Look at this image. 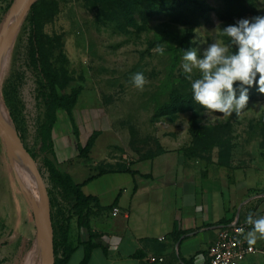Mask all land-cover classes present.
Here are the masks:
<instances>
[{"label":"rangeland","instance_id":"rangeland-1","mask_svg":"<svg viewBox=\"0 0 264 264\" xmlns=\"http://www.w3.org/2000/svg\"><path fill=\"white\" fill-rule=\"evenodd\" d=\"M0 1L1 32L16 0ZM192 1L203 4L209 11L207 19L184 21L193 25L189 27L174 23L177 21L171 20L169 13L158 12L142 19L138 9L147 11L146 0H35L31 8L36 7L37 22L32 23V12L28 11L16 30L1 63L2 104L16 136L33 156L47 194L50 220L58 225L68 221L70 243L76 239L71 204L49 182L43 167V159L52 157L48 143L41 146L40 138L47 133L43 126L46 127L47 115L54 105L46 106L49 86L39 57L46 58L50 72L58 80L56 94L77 95L72 117L79 144L84 146L94 132L98 133L88 159L78 160L77 137L71 135L65 114L57 113L53 129L55 153H65V162L75 163L79 170L75 181H80L81 175L93 173L95 168L122 170L146 157L177 148L185 164L201 177L200 184H207L216 192L224 183L244 182L256 193L255 200H262L259 197L264 195V94L256 86L250 88L248 108L239 116L206 113L192 99L191 82L186 79L182 58L185 50L196 48L202 54L213 41L226 43L228 38L215 30L217 26L223 28L240 19L264 16V0H253L251 4L248 0ZM157 46L164 49L163 54L156 51ZM137 72L148 80L143 90L132 83L131 77ZM198 76V70L194 69L193 78ZM178 98L185 105L173 109L172 115L167 114L164 108ZM2 145L6 148L0 134ZM6 149L11 160L10 149ZM5 171V156L0 147L3 192L9 187ZM124 178L130 179L128 175ZM11 190L5 192L7 197ZM38 194L36 189L28 196L35 213L40 206ZM10 200L17 205L13 211L18 209V221L13 220L11 227L17 233L4 262L0 253V264H21L32 246L35 219L19 195ZM6 237L8 234L4 232L0 241ZM35 241L40 264L41 243ZM18 243L29 248L17 253ZM255 247L262 255L252 256L247 262L264 258V240H258ZM55 250L59 257L61 248L57 246ZM81 254L79 250L68 264H76Z\"/></svg>","mask_w":264,"mask_h":264},{"label":"crops","instance_id":"crops-1","mask_svg":"<svg viewBox=\"0 0 264 264\" xmlns=\"http://www.w3.org/2000/svg\"><path fill=\"white\" fill-rule=\"evenodd\" d=\"M68 123L71 135L77 137L78 154L77 146L81 145L77 133H74L77 128L74 130L69 120ZM53 131L51 139L54 156L60 164L66 161V157L65 153H55ZM0 147L5 156V172L9 181L8 190L5 192L9 193L11 188L14 191L12 193L11 190L8 197L5 192L0 191V237L4 232L8 234V237L0 241V253L3 255L1 261L4 262V256L10 253L8 246L17 233L15 227L11 229L13 220L16 223L18 221V209L13 211L17 205L12 204L13 200L9 199H15V196L19 195L26 207L32 210L19 187L5 147ZM127 175L129 180L124 178ZM198 180H201V177L192 167L185 164L180 150L174 148L122 170L108 171L84 185L81 188L83 195L94 198L103 210L91 218L90 228L94 233L104 236L101 244L105 247V250L94 249L87 264H196V258L200 255L204 257V264L207 251L214 242L219 227L232 222L237 210L241 216L252 212L257 217L264 216V195H260L262 200H255L256 193L251 192L244 182L224 183L214 192L210 186L200 184ZM123 190L126 193H123ZM111 206L118 210L115 217L109 209ZM74 231L76 239L72 244L76 250L70 260L81 250L82 254L76 263L79 264L84 251L78 244L86 241L87 234L79 233L76 225ZM35 238L36 233L31 244ZM160 238L164 240L159 242ZM17 246V253L22 250L25 252L29 248L24 243H18ZM150 258H161L163 262L150 263ZM247 264H264V258Z\"/></svg>","mask_w":264,"mask_h":264},{"label":"clouds","instance_id":"clouds-1","mask_svg":"<svg viewBox=\"0 0 264 264\" xmlns=\"http://www.w3.org/2000/svg\"><path fill=\"white\" fill-rule=\"evenodd\" d=\"M217 29L228 41H213L202 54L196 48L185 50L182 68L191 82L192 99L206 113L239 116L248 108L250 88L256 86L264 94V16L240 19L223 28L218 25ZM156 51L163 54L164 49L157 46ZM194 69L199 73L195 79ZM131 80L139 90L148 83L142 72L134 73ZM245 222L251 230L237 231L251 249L258 240H264V216L249 213ZM203 260L202 255L197 256L196 264H203Z\"/></svg>","mask_w":264,"mask_h":264},{"label":"trees","instance_id":"trees-1","mask_svg":"<svg viewBox=\"0 0 264 264\" xmlns=\"http://www.w3.org/2000/svg\"><path fill=\"white\" fill-rule=\"evenodd\" d=\"M252 1L253 0H248L250 4L252 3ZM146 3L148 8L146 12H143L137 8L139 11L138 16H140L142 19L152 17L158 12H163L167 14L169 13L168 15L171 20L177 21L174 23H181V25L189 27L193 25L188 23L191 21L188 19H195L196 17H202V19H207L206 14L207 11H209V9L203 4H193L192 0H146ZM190 7L191 10L189 12ZM29 11L32 12V23L37 22L36 19H34L36 7L33 6L32 8H30ZM187 12H189V14ZM184 21L188 22L186 23ZM39 56H41V53L39 54ZM39 61H41V64L44 67L43 76L49 86L46 106L48 107L50 104L54 105L52 113L50 115H47L46 127L43 126V130H45V132L47 133H43L40 138L41 146H44L46 143H48L52 157V160H49L47 158L43 159V167L46 170L49 182L60 191L63 199L71 204V209L75 218V225L77 231L79 233L83 232L87 234L86 241L82 244H78L83 248L84 251L83 258L79 264H87L91 252L94 249L101 248L102 250H105V247L101 244V241L104 240V236H102L101 234L94 233L90 228L91 218L95 216L98 212H101L103 210L98 206V203L94 198L86 197L85 195H83L81 188L84 185L106 174L108 171L113 170L95 168L93 170V173L91 172L88 175H81L79 179L80 181H75V178L79 175V170L74 165L75 163L73 161L63 162L60 164L57 163L54 156L53 142L51 139L52 130L57 122L58 112H63L67 119L70 121L71 125L73 126V129H76L72 114L77 103V95L74 94L70 96H58L55 90L56 86H58V80L56 76L50 72L46 58L39 57ZM182 105H185V101L178 98L173 101V105L164 108V110L167 111V114L172 115L173 112L171 111L173 109H177V107ZM97 135L98 133H93L88 138L84 146H77L78 160L85 161L88 159L89 152L93 146V141L95 140ZM160 153L161 152H159L158 154ZM155 155L146 157L142 160L151 159ZM31 157L33 158L32 155ZM113 208L114 207L111 206L109 208L110 211H112ZM67 222L68 221H65V224L60 223L58 225L57 223H54L51 219V225L53 230V250L55 256L54 264H67L72 254L76 250V247L68 241ZM57 246L61 248V253L59 257H56L55 255V248Z\"/></svg>","mask_w":264,"mask_h":264},{"label":"water","instance_id":"water-1","mask_svg":"<svg viewBox=\"0 0 264 264\" xmlns=\"http://www.w3.org/2000/svg\"><path fill=\"white\" fill-rule=\"evenodd\" d=\"M35 2V0H16V2L14 3V5L11 8V11L1 29L0 32V72H1V63H2V57H3V53H4V45H5V39L6 36L9 34H12L13 32H15L16 29L19 28V26L21 25L24 17L26 16L27 12L30 10L32 4ZM0 134L3 137L4 140V144L6 146V148L9 147L10 149V145H14L16 147H18V149L20 150V152L28 158L31 166L33 167V169L35 170V175L37 177V182H38V192H39V209L37 211V213H35V208L34 206L31 204L28 196L25 194V192L23 191V188L20 185V182L18 180V177L16 176L17 182L19 184V187L21 188V190L23 191V194L25 196V198L27 199V201L30 203L31 205V210L35 219V230H36V238L35 240H39L42 241L43 246H44V250L41 256V264H54V250H53V230H52V226H51V220H50V212H49V204H48V199H47V194L45 191V187L43 184V181L39 175L38 170L36 169L35 163L32 160V158L30 157V155L28 154V152L24 149L20 139L16 136L15 131L11 132L1 121H0ZM6 150V155L7 158L11 164V160L8 157V151ZM11 151V150H10ZM16 175V173H15ZM42 211L43 214V229L47 235V242L44 243L43 239L41 237L40 231H39V226H38V214Z\"/></svg>","mask_w":264,"mask_h":264},{"label":"built area","instance_id":"built-area-1","mask_svg":"<svg viewBox=\"0 0 264 264\" xmlns=\"http://www.w3.org/2000/svg\"><path fill=\"white\" fill-rule=\"evenodd\" d=\"M259 198H262L259 197ZM112 216L118 215V210L113 208ZM254 217H257L252 213ZM248 214L241 216L237 210L232 222L221 225L217 231L216 237L212 245L209 247L204 264H244L247 259L253 255L261 253L254 246L249 247L243 236L238 233L237 229L243 228L245 233L251 230L250 225L246 224ZM164 239L160 238L159 242ZM150 263H162L161 258H150Z\"/></svg>","mask_w":264,"mask_h":264},{"label":"bare ground","instance_id":"bare-ground-1","mask_svg":"<svg viewBox=\"0 0 264 264\" xmlns=\"http://www.w3.org/2000/svg\"><path fill=\"white\" fill-rule=\"evenodd\" d=\"M17 30V29H16ZM15 30V32H16ZM15 32L12 34H9L6 36L5 39V45H4V53L2 60L4 58V55L6 54L7 50L9 49L12 39L14 37ZM0 121L11 131L13 132V127L10 124V121L7 118L6 112L4 110V106L2 104L1 100V93H0ZM10 158L12 162V169L21 178V181L16 173V176L18 177V180L20 182L21 187L23 188V191L27 196L32 195V191L37 189L38 192V182H37V177L35 175V170L31 166L29 160L27 157H25L18 147L14 145H10ZM14 166V167H13ZM37 169V168H36ZM16 170V171H15ZM37 199L39 201V194L37 196ZM38 226H39V231L41 234V237L43 239V242H47V235L43 229V214L42 211L38 214ZM41 243V248H42V253L44 250V246L42 241ZM42 256V254H41ZM21 264H39L38 262V247H37V241H34L32 243V246L29 248V250L26 252V254L22 257ZM41 264V260H40Z\"/></svg>","mask_w":264,"mask_h":264}]
</instances>
